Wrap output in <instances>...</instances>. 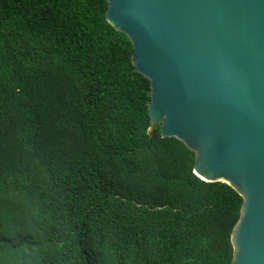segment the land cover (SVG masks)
Returning a JSON list of instances; mask_svg holds the SVG:
<instances>
[{
    "label": "trees",
    "instance_id": "16d2710c",
    "mask_svg": "<svg viewBox=\"0 0 264 264\" xmlns=\"http://www.w3.org/2000/svg\"><path fill=\"white\" fill-rule=\"evenodd\" d=\"M107 0H0V264H229L242 195L149 133Z\"/></svg>",
    "mask_w": 264,
    "mask_h": 264
},
{
    "label": "water",
    "instance_id": "95a60500",
    "mask_svg": "<svg viewBox=\"0 0 264 264\" xmlns=\"http://www.w3.org/2000/svg\"><path fill=\"white\" fill-rule=\"evenodd\" d=\"M150 80V126L195 150L244 200L229 264H264V0H107Z\"/></svg>",
    "mask_w": 264,
    "mask_h": 264
},
{
    "label": "rangeland",
    "instance_id": "374dc122",
    "mask_svg": "<svg viewBox=\"0 0 264 264\" xmlns=\"http://www.w3.org/2000/svg\"><path fill=\"white\" fill-rule=\"evenodd\" d=\"M186 144H187V142L186 141H184ZM188 145V144H187ZM189 146V145H188ZM223 179H225V180H227L229 183H230V185L231 186H233L239 193H241V191L236 187V186H239L236 182H234V181H231V180H229L228 178H223ZM244 196V195H243ZM242 196V197H243ZM245 198V197H244ZM244 198H243V200H244ZM245 201V200H244ZM241 211H242V208H241ZM240 216H241V212H240ZM240 219V218H239ZM239 222V221H238ZM238 222L236 223V225L234 226V228H233V231H232V234H231V241H232V244H233V248H234V252H235V245H234V243H233V238H232V235H233V232H234V230H235V228H236V226H237V224H238ZM234 252H233V259H234Z\"/></svg>",
    "mask_w": 264,
    "mask_h": 264
}]
</instances>
